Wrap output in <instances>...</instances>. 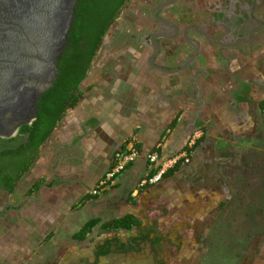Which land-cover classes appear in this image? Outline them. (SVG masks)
I'll return each mask as SVG.
<instances>
[{
	"label": "crops",
	"instance_id": "crops-1",
	"mask_svg": "<svg viewBox=\"0 0 264 264\" xmlns=\"http://www.w3.org/2000/svg\"><path fill=\"white\" fill-rule=\"evenodd\" d=\"M112 39L113 34L105 36L92 60L78 102L1 201L11 209L0 215V228L12 225L14 240L7 249L49 244L56 249L50 255L55 264L62 251L76 255L97 234H112L114 229L96 225L77 241L73 234L89 219L130 214L146 223L158 201L173 200L184 205L185 218L195 217L199 235V252L186 251L184 258L195 253L199 264H264V47L240 52L230 63L224 49L201 42L200 63L169 71L164 69L187 61L178 66L183 56L160 57L157 66H146L144 56L131 50L115 52ZM197 129L203 134L191 162L161 183L134 191L149 169L141 155L80 204L118 148L134 144L145 155L159 145L166 156ZM82 210L89 216L81 219ZM31 234L39 236L37 242ZM64 261L62 256L56 264Z\"/></svg>",
	"mask_w": 264,
	"mask_h": 264
},
{
	"label": "flooded vegetation",
	"instance_id": "flooded-vegetation-1",
	"mask_svg": "<svg viewBox=\"0 0 264 264\" xmlns=\"http://www.w3.org/2000/svg\"><path fill=\"white\" fill-rule=\"evenodd\" d=\"M165 1L140 0L137 11L121 10L122 20L115 23L119 14L111 26V48L144 56L146 66H157L160 57L183 56L178 66L190 59L186 69L200 63L201 42L224 49L230 63L240 52L264 47V0H202L201 4L175 0L163 5ZM31 149L28 135L18 130L13 136L0 137V215L11 210L1 201L10 193L6 189L9 182L31 157ZM175 202L158 201L154 217L146 223L140 219L130 229H114L107 237L97 234L76 255L62 251L63 264H199L195 253L190 258L183 256L191 249L199 252V235L192 225L195 217L189 213L185 218L184 205Z\"/></svg>",
	"mask_w": 264,
	"mask_h": 264
},
{
	"label": "water",
	"instance_id": "water-1",
	"mask_svg": "<svg viewBox=\"0 0 264 264\" xmlns=\"http://www.w3.org/2000/svg\"><path fill=\"white\" fill-rule=\"evenodd\" d=\"M77 1L0 0V137L36 116L40 96L57 76ZM189 61L164 70L181 71Z\"/></svg>",
	"mask_w": 264,
	"mask_h": 264
},
{
	"label": "trees",
	"instance_id": "trees-1",
	"mask_svg": "<svg viewBox=\"0 0 264 264\" xmlns=\"http://www.w3.org/2000/svg\"><path fill=\"white\" fill-rule=\"evenodd\" d=\"M127 0H78L75 5V17L68 32L67 46L57 62V76L52 85L40 96L36 116L30 123L22 124L18 131L29 137L32 146L31 157L24 162L16 176L9 182L7 191L11 192L21 175L29 169L40 147L51 136L67 109L73 107L81 95L80 84L86 77L104 35L119 16ZM163 137H161V140ZM198 142L195 144L197 146ZM195 146L193 148H195ZM181 164H175L163 175H171ZM85 196L80 204L88 198ZM139 224L133 215L102 221L100 218L89 219L73 237L84 239L99 225L102 229H130Z\"/></svg>",
	"mask_w": 264,
	"mask_h": 264
},
{
	"label": "built area",
	"instance_id": "built-area-1",
	"mask_svg": "<svg viewBox=\"0 0 264 264\" xmlns=\"http://www.w3.org/2000/svg\"><path fill=\"white\" fill-rule=\"evenodd\" d=\"M203 134L202 129L195 130L187 139L185 144L173 152L172 154L163 156L158 146L146 152L145 158L148 163V172L142 176L136 185L134 191L143 189L149 185H154L163 180L165 172L175 164H188L192 160L193 147ZM142 151L134 144L125 145L118 148L112 158V163L103 175L97 180L92 193L98 194L103 189L109 187L129 165L134 163L140 156Z\"/></svg>",
	"mask_w": 264,
	"mask_h": 264
},
{
	"label": "rangeland",
	"instance_id": "rangeland-1",
	"mask_svg": "<svg viewBox=\"0 0 264 264\" xmlns=\"http://www.w3.org/2000/svg\"><path fill=\"white\" fill-rule=\"evenodd\" d=\"M199 2H201L202 0H198ZM140 4V0H127L126 3L124 4L123 8H122V12L124 11H129L130 9L132 11H137L138 10V5ZM124 14H120V17L116 19L115 23L117 24L118 22H120L123 18ZM114 23V24H115ZM113 27V26H112ZM108 29V31L106 32V36L112 34L113 32V28ZM142 156H145L144 154H142ZM25 175V173H23L21 175V178H23ZM81 215L83 217H81V219L86 218V216L88 215V210L85 211H80ZM12 226V225H11ZM11 226H8V224H5L2 226V228H0V264H53V261L51 260L52 257L50 256L52 253L56 252L55 246H50L48 244V246H46L45 244L40 245L39 247H36L37 244L30 242L29 244L25 245L26 248H22L21 250L18 251H12L9 248L7 249L8 246H11L13 243V236L11 237L10 233L12 232V228H10ZM60 239H67V234H63V235H59ZM30 237H32L33 239H35V241L37 242L39 236L38 235H33L31 234ZM14 254L17 256L14 257ZM42 254V256H41Z\"/></svg>",
	"mask_w": 264,
	"mask_h": 264
}]
</instances>
